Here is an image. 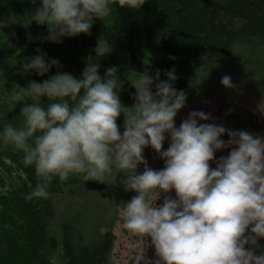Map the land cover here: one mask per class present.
<instances>
[{"label": "clouds", "instance_id": "1", "mask_svg": "<svg viewBox=\"0 0 264 264\" xmlns=\"http://www.w3.org/2000/svg\"><path fill=\"white\" fill-rule=\"evenodd\" d=\"M144 3L39 0L29 17L48 26V40L61 42L63 37L89 34L94 18L108 16L113 5L138 10ZM111 50L106 39H99L95 58L87 57L79 78L57 72L42 82L15 85L9 96L0 98L11 109L23 102L22 122L4 123L0 144L21 150L25 165L34 166L39 179L26 199L47 197L53 177L66 180L78 174L84 181H105L123 173L125 189L136 194L124 202L122 226L143 243L150 237L158 257L149 262L142 251L135 264H264V249L255 254L257 241L264 238V136L201 123L213 119L203 111L189 112L177 127L174 117L185 106L186 93L173 86L174 67L165 71V80H160L159 70L154 75L135 72L129 79L134 102L123 105L117 68L109 67L103 76L98 72L99 58ZM58 63L40 52L21 68L43 76ZM221 84L233 87L228 75ZM41 97L49 101L46 106ZM121 114L122 133L116 123ZM225 133L227 140L221 138ZM165 134L169 144L161 150ZM233 145L210 168L214 153ZM148 146L163 160V168L148 166L143 156ZM140 164L144 169L137 172ZM170 190L175 198L164 195L157 204Z\"/></svg>", "mask_w": 264, "mask_h": 264}, {"label": "trees", "instance_id": "2", "mask_svg": "<svg viewBox=\"0 0 264 264\" xmlns=\"http://www.w3.org/2000/svg\"><path fill=\"white\" fill-rule=\"evenodd\" d=\"M37 7L39 0H0V98L15 85L42 82L57 72L79 78L103 38L112 50L99 58L98 72L103 76L109 67L117 68L125 106L134 102L129 79L144 71L154 75L159 70L165 80V71L174 67L173 86L184 91L238 56L264 80V0H145L138 10L113 5L108 16L94 18L89 34L61 42L47 39L46 24L30 20ZM40 52L59 63L43 76L25 73L21 65ZM41 103L49 101L41 97ZM22 106L18 102L11 109L0 99V131L4 123L20 125ZM116 123L123 130L122 114ZM219 125L244 130L238 115H225ZM143 169L140 164L137 172ZM38 179L21 150L0 144V264H114L113 224L124 202L136 194L125 189L123 173L105 181H84L78 174L53 177L47 197L26 199Z\"/></svg>", "mask_w": 264, "mask_h": 264}, {"label": "rangeland", "instance_id": "3", "mask_svg": "<svg viewBox=\"0 0 264 264\" xmlns=\"http://www.w3.org/2000/svg\"><path fill=\"white\" fill-rule=\"evenodd\" d=\"M224 67L201 79L197 85L186 88L185 106L178 110L174 117L178 127L181 121L187 118L191 111L210 113L213 119L200 121L201 123H215L219 116L233 112L242 117L249 126V133L253 136H264V80L256 74L254 67L238 56L225 60ZM224 75L231 77L233 87L226 88L221 84ZM122 133L123 130L119 129ZM164 142L169 144L167 134ZM143 156L149 167L159 170L164 162L154 157L147 150ZM62 204L58 205V210ZM105 205V204H104ZM106 221L108 218H104ZM112 234L114 243L111 259L114 264H135L136 257L146 250V239L143 241L124 229L121 220V211L118 212L113 224ZM259 251L264 249V238L258 240Z\"/></svg>", "mask_w": 264, "mask_h": 264}, {"label": "water", "instance_id": "4", "mask_svg": "<svg viewBox=\"0 0 264 264\" xmlns=\"http://www.w3.org/2000/svg\"><path fill=\"white\" fill-rule=\"evenodd\" d=\"M231 147H235L234 145L233 146H230L229 148H224V149H221V150H217L215 153H214V158H213V161H209V165H210V168H214L215 167V159H218L220 156H227L228 152L231 150ZM144 150H147L148 152L152 153V155L154 157H158V154L150 147H145ZM161 161H163L161 158H159ZM164 195H168L172 198H175V192L174 190H170L169 193L167 194H161V197L157 200V204H162L163 202V197ZM251 227V225H249V228ZM248 232H247V229H246V232H245V235H247ZM146 239V250L145 252L142 254V256L144 257V260H147L149 262L151 261H154L156 259H158V257L156 256V253H155V249L154 247L151 245V242H150V237H145ZM257 244H258V241H257ZM245 247H249V245H245ZM255 247V246H253ZM259 249L258 248H255V254H259ZM140 264H143V261L140 262Z\"/></svg>", "mask_w": 264, "mask_h": 264}, {"label": "flooded vegetation", "instance_id": "5", "mask_svg": "<svg viewBox=\"0 0 264 264\" xmlns=\"http://www.w3.org/2000/svg\"><path fill=\"white\" fill-rule=\"evenodd\" d=\"M227 114L238 115V114L233 113V112H227V113H224L222 116H219V117L216 119V121H215L214 124H219L220 119L223 118V117H224L225 115H227ZM238 116H239V115H238ZM241 118H242V117H241ZM242 120H243V123H244V130H246V131L249 132V126H248L247 122H246L243 118H242ZM222 139L227 140L228 138H222ZM167 147H168L167 142H163V144H162V149H161V150H164V149H166ZM149 153H150V152H149ZM150 154H152V153H150ZM259 252H260V251H259Z\"/></svg>", "mask_w": 264, "mask_h": 264}]
</instances>
